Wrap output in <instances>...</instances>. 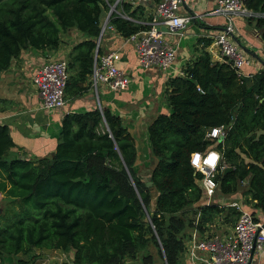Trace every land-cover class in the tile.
<instances>
[{
	"label": "trees",
	"instance_id": "1",
	"mask_svg": "<svg viewBox=\"0 0 264 264\" xmlns=\"http://www.w3.org/2000/svg\"><path fill=\"white\" fill-rule=\"evenodd\" d=\"M112 1L0 0V72L28 48H57L60 35L75 29L86 39L70 50L65 91L78 93L91 73L100 21ZM245 5L264 13V0ZM123 11L138 21L128 5ZM108 25L123 39L147 29L113 14ZM260 38L264 42V30ZM164 97L171 113L147 126L155 164L143 179L134 169L128 128L107 109L64 115L53 152L32 160L8 153L15 143L0 125V260L45 249L70 250V262L62 264H123L134 258L147 264L152 245L166 264H174L182 251L180 215L202 194L201 174L189 158L208 147L219 154L217 191L228 195L242 188L244 201L264 215V69L247 86L229 63L212 62L196 50L181 75L167 81ZM217 126L225 127L220 138L205 137ZM210 210L218 208L193 210L203 219L200 229Z\"/></svg>",
	"mask_w": 264,
	"mask_h": 264
},
{
	"label": "crops",
	"instance_id": "2",
	"mask_svg": "<svg viewBox=\"0 0 264 264\" xmlns=\"http://www.w3.org/2000/svg\"><path fill=\"white\" fill-rule=\"evenodd\" d=\"M115 3L113 0L109 4L110 8ZM154 3L134 5L132 0H120L117 1L111 13H109L108 5L100 21L99 33L104 21H107L106 25L109 26L108 18L112 14L120 18L125 16L131 22L146 26L151 18ZM123 4L128 5L129 12L134 10L138 21L123 11ZM213 9L212 0H183L178 6V13L189 17L190 20L179 39H168L176 45V57L171 67L165 72L155 68L142 69L138 64L132 41L129 38H121L107 28L103 31L105 33L102 32L101 36L98 34L95 39L98 54L108 52L115 54V63L127 75L128 85L122 91H112L103 84L92 87L87 77L80 86L82 90L78 93L70 95L69 90L65 91V104L59 109H46L42 106L32 85L31 77L38 66L46 60L67 61L72 47L85 40L86 36L75 29H70L60 35V43L53 50L28 48L22 51L12 60L7 70L0 72V125L8 127L15 143L8 153L13 157L30 160L47 156L55 149L61 130L60 121L64 115L84 114L104 108L120 117L122 124L128 128L136 149L134 166L136 165L137 170L135 171L142 177V173H145L142 171L143 167L145 166L144 169L149 172L155 164V158L149 148L147 126L155 117L171 113V108L164 97L167 81L181 75L183 67L195 57L196 50L208 53L212 62H221L215 46L206 37L224 30V20L209 14ZM257 20L264 23L263 19L252 17L235 19L233 23L232 38L245 49L246 52H243L248 58V64L240 69V76L249 77V79L251 75L264 69V42L260 38V31L264 30V24L258 25ZM198 40L203 41V47ZM241 190L243 189L240 188L233 194L225 195L215 189L209 197L202 190L198 202L186 208L180 215L185 223L178 234L182 251L174 264H192L187 256V248L193 240L192 236L195 239L215 237L224 239L232 232L238 215V210L229 206L232 202L251 212L264 226V215L253 208L252 204L244 201ZM210 204L216 205L218 211L210 210L207 215L209 219L202 223L200 229L198 223L203 219L200 220L199 211L194 214L193 210L197 206ZM148 251L151 261L147 264H166L162 252L159 253L154 246L149 245ZM70 260V250L30 249L25 255H5L0 260V264H62L69 263ZM123 264L145 263L134 258L126 259ZM249 264H264V246L260 251L251 254Z\"/></svg>",
	"mask_w": 264,
	"mask_h": 264
},
{
	"label": "built area",
	"instance_id": "3",
	"mask_svg": "<svg viewBox=\"0 0 264 264\" xmlns=\"http://www.w3.org/2000/svg\"><path fill=\"white\" fill-rule=\"evenodd\" d=\"M110 8L109 13L114 9ZM155 0H132L134 5L154 3ZM214 9L209 14L224 20V30L206 35L215 46L220 60L229 63L230 67L240 76V69L248 64L245 53L235 44L232 38L234 20L252 17L264 20V13L252 12L246 8L247 0H212ZM183 0H156L150 20L146 23L147 29L139 31L128 37L134 47L138 64L144 70L155 68L167 71L176 57V45L168 41L169 38L179 39L190 18L178 13V6ZM119 17V16H118ZM125 20L129 18L121 16ZM131 21V20H129ZM107 23V21H105ZM165 28L159 31L158 28ZM106 28L113 30L112 27ZM104 31V30H103ZM100 29L99 36L102 35ZM70 72L65 60H46L34 71L31 82L34 86L41 104L46 109H59L65 104L64 93ZM92 87L99 84L106 85L112 91H122L128 85L127 75L115 63V54L94 53L91 73L88 76ZM214 129H219L217 135H212ZM225 130L224 126L210 128L205 137L210 140L218 139ZM212 154L218 159L214 165L205 164ZM199 156L198 162L195 160ZM219 161L218 152L213 147H208L203 152H193L189 162L191 167L201 174L200 186L206 196H211L216 189L214 181L215 167ZM238 210L232 232L224 239L202 238L189 243L187 256L192 264H249L251 254L258 252L264 246V226L252 215L242 209L236 202L229 204Z\"/></svg>",
	"mask_w": 264,
	"mask_h": 264
},
{
	"label": "clouds",
	"instance_id": "4",
	"mask_svg": "<svg viewBox=\"0 0 264 264\" xmlns=\"http://www.w3.org/2000/svg\"><path fill=\"white\" fill-rule=\"evenodd\" d=\"M94 53H97V46H96V49H95ZM218 133H219V129H214L212 135L215 136ZM217 159H218L217 155L216 154H212L209 157V159L205 161V164L214 165L215 162L217 161ZM195 160L198 162V160H199V156L198 155L196 156Z\"/></svg>",
	"mask_w": 264,
	"mask_h": 264
},
{
	"label": "water",
	"instance_id": "5",
	"mask_svg": "<svg viewBox=\"0 0 264 264\" xmlns=\"http://www.w3.org/2000/svg\"><path fill=\"white\" fill-rule=\"evenodd\" d=\"M158 30L159 31H165L166 29L165 28H158ZM233 41L235 42V44L242 50V51H245V49L236 41V39H233ZM246 52V51H245ZM243 80H244V82H245V84L247 85V86H249V84H250V79H249V77H243ZM22 158V157H21ZM146 187H148V186H150L151 185V181H147L146 182ZM1 213H2V208L0 207V215H1Z\"/></svg>",
	"mask_w": 264,
	"mask_h": 264
},
{
	"label": "rangeland",
	"instance_id": "6",
	"mask_svg": "<svg viewBox=\"0 0 264 264\" xmlns=\"http://www.w3.org/2000/svg\"><path fill=\"white\" fill-rule=\"evenodd\" d=\"M107 9H108V8H107ZM105 13H106V12H105ZM106 26H107V25H106V23H105V21H104V23L101 24V29H102V31H103V30H107ZM103 33H105V32H103ZM144 168H145V166L143 167L142 171H145V173H142V175L144 176V178H146V176H147L146 173H147L148 171L145 170ZM134 169L137 170L136 165L134 166ZM0 196H1V195H0ZM1 199H2V197H1Z\"/></svg>",
	"mask_w": 264,
	"mask_h": 264
}]
</instances>
